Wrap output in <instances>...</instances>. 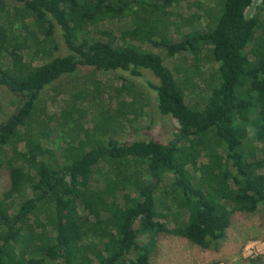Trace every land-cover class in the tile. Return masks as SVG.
<instances>
[{
	"label": "trees",
	"instance_id": "16d2710c",
	"mask_svg": "<svg viewBox=\"0 0 264 264\" xmlns=\"http://www.w3.org/2000/svg\"><path fill=\"white\" fill-rule=\"evenodd\" d=\"M181 1L0 0V11L17 33L0 50V86L16 98L15 111L0 121V157L9 181L0 197V264H151L161 233L209 247L225 235L232 213L264 205V0L253 16L247 10L254 0H220V10L208 15L210 28L166 37L164 28L176 22L181 29V22H191L171 19V7ZM161 7L170 8V20L152 36L126 38L125 31L117 35L110 27L126 18L134 29L153 26ZM56 23L68 48L64 55L42 46L52 42ZM103 24L107 33L97 28ZM160 47L166 50L165 61L181 55L211 59L217 85L202 95V102H187L173 70L154 51ZM9 48L17 51L16 60L23 61L21 52L28 50L40 62L17 72L5 59ZM85 65L103 74L118 69L135 76L152 73L158 79L150 84L159 112L177 122L173 139L121 142L100 122L77 143L69 128L56 125L63 141L49 131L36 137L46 142L33 162L18 165L6 158L10 139L18 146L25 143L24 126L37 117L45 88ZM121 104L118 116L126 118L128 103ZM59 147L63 152L58 155ZM70 148L76 157H69ZM190 149L193 163L188 164L184 155ZM124 158L139 163L130 170L133 181L109 195L115 166ZM210 174L211 185L205 182ZM218 184L224 186L219 195L224 201L215 203L213 187ZM167 195H176L174 203L181 198L184 205L172 210L165 204ZM34 219L41 221L36 227ZM37 250H42L39 255Z\"/></svg>",
	"mask_w": 264,
	"mask_h": 264
},
{
	"label": "rangeland",
	"instance_id": "374dc122",
	"mask_svg": "<svg viewBox=\"0 0 264 264\" xmlns=\"http://www.w3.org/2000/svg\"><path fill=\"white\" fill-rule=\"evenodd\" d=\"M7 1L11 2V0ZM261 3L262 0H254V4L247 10L248 16L259 13ZM169 10V7L159 8L153 16V26H140L134 29L133 21L126 18L122 22L123 24H113L110 27L115 29L117 35L121 31H125L123 36L126 38L134 33L152 36L157 26L162 27L163 21L168 22L170 20L168 18ZM171 10L175 13L172 14L173 18L171 16L173 21L176 20V17L191 19V22H181L183 24L181 29L176 25V22L163 29L166 37L176 38L182 31L210 28L206 26L209 22L208 15L220 10V0H182L180 4L173 5ZM260 13L263 31L264 11ZM78 15L80 14L78 13ZM0 25L2 26L0 50L4 49V52L7 43L16 40L17 33L13 24L5 19L2 11H0ZM106 25L103 24L97 28L102 33H107L108 26L106 27ZM22 28L26 29V24L22 23ZM42 46L54 55H64L68 52L61 28L57 23L52 42L44 41ZM154 51L161 55L164 62L173 70L184 89L187 102H202L205 98H202V95L206 96V93L211 92L216 87L218 70L210 58L199 56L196 60L190 56L181 55L165 61L167 55L163 47ZM7 53L8 55H5L6 61H9L17 72L28 70L30 64L40 62V59L35 57L36 54L28 50L21 52L24 54L23 61L14 58L17 54L15 49L9 48ZM157 82L158 79L147 70L142 75L135 76L129 71L121 69L103 74L92 66L79 67L77 72L65 75L45 88L38 104L37 117L24 126L25 143L18 146L17 142L10 139L7 145L6 158H11L18 165L31 163L35 159V153L46 142L43 137L37 142L36 137L43 136L45 131L52 132V137L59 138L62 142L64 137L57 135L61 130H65L66 126L71 131L73 139L76 138L78 143L96 129V125L100 122L107 126L112 137L121 142H129L135 139L169 142L174 137L177 122L159 112L156 92L150 84ZM123 102L128 103L126 118H121V115L118 116L120 108L123 107L121 104ZM15 108L16 98L14 94L4 86H0V121L11 116ZM56 125L61 130H56ZM72 127H81V129H71ZM79 136L81 138L77 140ZM58 149L59 155L63 152V148L59 147ZM19 151L28 155L26 157L18 156ZM73 151L71 148L67 150L70 158L76 157L77 153ZM184 157L188 164L193 163L192 149L187 151ZM135 166H139V163L126 158L116 164L110 179L111 192L109 195H113L119 186L128 185L133 181L130 170ZM213 179L210 174L205 178V182L211 185ZM8 186V166L0 157V197L8 189ZM222 187H224L222 184L213 187L212 197H214L215 203L224 201L219 197L222 193ZM173 197L176 195H167L165 202L172 210H175L178 205H184L181 198L174 203ZM73 203L72 208H76L77 203ZM107 204H109L108 201H106L105 206ZM159 206L162 207L161 204ZM227 207L231 208V205L227 204ZM78 210L83 213L81 206ZM70 214L69 212L66 213L67 219L71 216ZM40 220L34 222L35 227L37 223H41ZM162 221L167 222L171 227L173 225L169 220L162 219ZM156 244L151 256V264H264V205H260L253 212L235 211L232 213L231 222L225 235L214 240L209 247H203L169 232L161 233ZM7 250L12 255L15 253L14 246L9 243ZM42 250H37L34 254L39 255Z\"/></svg>",
	"mask_w": 264,
	"mask_h": 264
}]
</instances>
